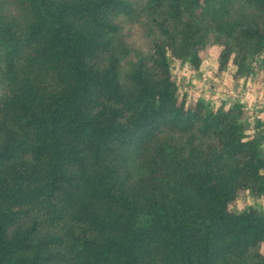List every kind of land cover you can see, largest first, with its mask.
Listing matches in <instances>:
<instances>
[{
    "label": "trees",
    "instance_id": "16d2710c",
    "mask_svg": "<svg viewBox=\"0 0 264 264\" xmlns=\"http://www.w3.org/2000/svg\"><path fill=\"white\" fill-rule=\"evenodd\" d=\"M209 45L264 79V0H0V264H264V114L171 72Z\"/></svg>",
    "mask_w": 264,
    "mask_h": 264
},
{
    "label": "rangeland",
    "instance_id": "374dc122",
    "mask_svg": "<svg viewBox=\"0 0 264 264\" xmlns=\"http://www.w3.org/2000/svg\"><path fill=\"white\" fill-rule=\"evenodd\" d=\"M219 46L209 45L201 52V63L197 69L190 67L183 61L171 59V72L178 82L180 97L193 100L201 98L214 105H230L235 101H243L250 109L248 115L256 116L255 102L264 103V79L261 74L255 73L251 79L233 80L234 67L230 64L224 70L218 69L217 55ZM259 104V103H257ZM264 112V106H262ZM261 112V109L260 111ZM257 115L263 116V112ZM252 201L250 197L246 198ZM263 199H259L262 202ZM242 204L240 198L237 202ZM264 252V245L262 246Z\"/></svg>",
    "mask_w": 264,
    "mask_h": 264
},
{
    "label": "crops",
    "instance_id": "0c3cea01",
    "mask_svg": "<svg viewBox=\"0 0 264 264\" xmlns=\"http://www.w3.org/2000/svg\"><path fill=\"white\" fill-rule=\"evenodd\" d=\"M257 103H259V104H257ZM262 106H264V103H260V102H255V104H254V107H256L255 109V111H256V116H257V113L260 111V109H261V112H263V109H262ZM261 112H259V114L261 113ZM263 114H264V112H263ZM259 116H261V115H259ZM260 199H263V198H260ZM259 201V200H258ZM260 202V201H259ZM262 203H264V200L262 201Z\"/></svg>",
    "mask_w": 264,
    "mask_h": 264
}]
</instances>
